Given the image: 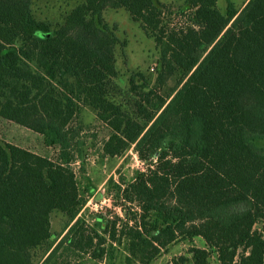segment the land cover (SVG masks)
Returning <instances> with one entry per match:
<instances>
[{
    "label": "trees",
    "instance_id": "1",
    "mask_svg": "<svg viewBox=\"0 0 264 264\" xmlns=\"http://www.w3.org/2000/svg\"><path fill=\"white\" fill-rule=\"evenodd\" d=\"M37 0H0V118L57 149V158L0 140V264H264V0H68L61 21L36 17ZM108 9L125 10L160 52L154 81L133 71L117 84L125 47ZM173 15L177 16V22ZM90 110L110 135L103 157L134 151L128 181L110 178L119 215L90 226L79 120ZM68 223L52 230V215ZM111 213V212H110ZM201 238L204 247L194 246Z\"/></svg>",
    "mask_w": 264,
    "mask_h": 264
},
{
    "label": "rangeland",
    "instance_id": "2",
    "mask_svg": "<svg viewBox=\"0 0 264 264\" xmlns=\"http://www.w3.org/2000/svg\"><path fill=\"white\" fill-rule=\"evenodd\" d=\"M164 1L172 3L170 8L173 14L179 9L178 6L182 2V0ZM245 2L246 0H218L217 5L219 10L225 13L229 3H232L239 10ZM74 6L75 3L68 0H37L34 4V12L37 18L56 23L61 21L63 15ZM173 18L177 22V16L173 15ZM104 19L109 26L117 27L118 38L121 42L126 43L125 47L119 46L117 49V68L120 73L117 84L124 90L128 89L130 76L135 70L142 71L154 81L160 59V52L154 40L145 35L140 26L131 20L125 10L108 9L104 12ZM78 123L79 127L82 128L79 139L82 143L83 158L73 165V169L77 173L80 188L82 190L90 188L93 191L82 216H84L90 226H95L99 219L98 217L101 216L105 220L115 215L125 218L124 213L113 205L110 197L106 196L107 182L110 178L119 180L120 175L129 181L134 171L142 169L144 166L132 150L123 158H106L102 156L101 148L104 141L109 137L110 130L100 123L90 110H84ZM0 140L29 149L52 160L57 158V149L47 148L40 134L2 118H0ZM102 207L103 209H101ZM67 223L68 220L64 215L55 212L52 215L53 233L55 235L61 234ZM204 245L205 243L201 238L195 239L194 246L203 248ZM189 248L190 245L184 242L176 243L170 247L168 253L164 254L153 264H165L174 257L184 255ZM80 264L97 263L87 258L85 260L82 259ZM100 264L129 263L124 251H119L114 259L108 258ZM213 264H215L214 259Z\"/></svg>",
    "mask_w": 264,
    "mask_h": 264
},
{
    "label": "built area",
    "instance_id": "3",
    "mask_svg": "<svg viewBox=\"0 0 264 264\" xmlns=\"http://www.w3.org/2000/svg\"><path fill=\"white\" fill-rule=\"evenodd\" d=\"M104 207V206H103ZM103 207L101 209H103Z\"/></svg>",
    "mask_w": 264,
    "mask_h": 264
}]
</instances>
